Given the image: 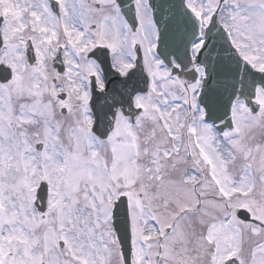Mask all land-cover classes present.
Masks as SVG:
<instances>
[{
	"label": "snow or ice",
	"instance_id": "6c2138e0",
	"mask_svg": "<svg viewBox=\"0 0 264 264\" xmlns=\"http://www.w3.org/2000/svg\"><path fill=\"white\" fill-rule=\"evenodd\" d=\"M0 264H264V0H0Z\"/></svg>",
	"mask_w": 264,
	"mask_h": 264
}]
</instances>
